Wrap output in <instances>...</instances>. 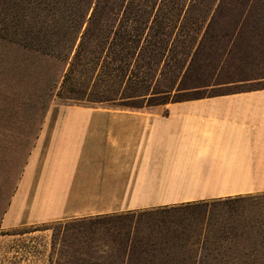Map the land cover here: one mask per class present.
Here are the masks:
<instances>
[{"label":"trees","instance_id":"16d2710c","mask_svg":"<svg viewBox=\"0 0 264 264\" xmlns=\"http://www.w3.org/2000/svg\"><path fill=\"white\" fill-rule=\"evenodd\" d=\"M0 43L35 59L43 119L54 99L138 107L264 88V0H0ZM246 197L66 221L57 264H264V221L232 206Z\"/></svg>","mask_w":264,"mask_h":264},{"label":"crops","instance_id":"0c3cea01","mask_svg":"<svg viewBox=\"0 0 264 264\" xmlns=\"http://www.w3.org/2000/svg\"><path fill=\"white\" fill-rule=\"evenodd\" d=\"M259 193L264 88L138 107L51 104L0 214V264H57L54 223Z\"/></svg>","mask_w":264,"mask_h":264},{"label":"rangeland","instance_id":"374dc122","mask_svg":"<svg viewBox=\"0 0 264 264\" xmlns=\"http://www.w3.org/2000/svg\"><path fill=\"white\" fill-rule=\"evenodd\" d=\"M22 56L26 60H19ZM34 61L29 54L23 55L19 49L6 48L0 43V214L43 121L44 110L40 99L35 97L38 91L29 83L35 77ZM40 65L45 67L43 62ZM251 86L259 85H243ZM62 103L74 104L58 99L51 104ZM233 204L236 212L242 210L244 214H254L264 221V193L249 195ZM65 222L54 223L52 227L60 233Z\"/></svg>","mask_w":264,"mask_h":264}]
</instances>
